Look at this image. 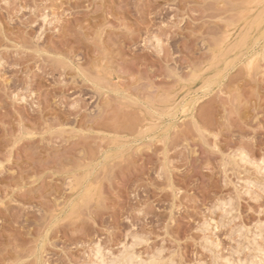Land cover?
I'll use <instances>...</instances> for the list:
<instances>
[{
	"label": "rangeland",
	"instance_id": "obj_1",
	"mask_svg": "<svg viewBox=\"0 0 264 264\" xmlns=\"http://www.w3.org/2000/svg\"><path fill=\"white\" fill-rule=\"evenodd\" d=\"M225 258L264 264V0H0V264Z\"/></svg>",
	"mask_w": 264,
	"mask_h": 264
},
{
	"label": "bare ground",
	"instance_id": "obj_2",
	"mask_svg": "<svg viewBox=\"0 0 264 264\" xmlns=\"http://www.w3.org/2000/svg\"><path fill=\"white\" fill-rule=\"evenodd\" d=\"M256 42V41H255ZM250 49V48H249ZM256 63V62H255ZM204 90V89H203ZM241 156V155H240ZM242 157H244V156H242ZM238 159V158H237ZM243 159V158H242ZM245 159V158H244ZM243 162H244V160H242ZM242 162V163H243ZM240 163H241V161H240ZM261 231V230H260ZM262 233V232H261ZM260 234V233H259ZM260 236H261V234H260ZM252 242V241H251ZM253 243H255V241H253ZM246 245V244H245ZM256 246H257V244H256ZM257 248V247H256ZM99 249V250H98ZM97 250H98V252L100 251V248L98 247L97 248ZM129 254V253H128ZM98 255H99V253H98ZM217 255V254H216ZM103 259V258H102ZM129 259V258H128ZM100 260V259H99ZM127 260V259H126ZM217 260V259H216ZM229 260V259H228ZM228 260H226V258H225V262H226V264H230L229 263V261ZM153 261V260H152ZM112 262V261H111ZM130 262V261H129ZM219 262V261H218ZM114 263V262H113ZM152 263V262H151ZM224 263V262H223ZM240 263V262H239ZM102 264V263H101ZM153 264H155V262H153ZM241 264H242V262H241Z\"/></svg>",
	"mask_w": 264,
	"mask_h": 264
}]
</instances>
